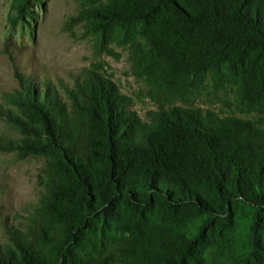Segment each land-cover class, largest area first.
Here are the masks:
<instances>
[{
  "label": "trees",
  "instance_id": "1",
  "mask_svg": "<svg viewBox=\"0 0 264 264\" xmlns=\"http://www.w3.org/2000/svg\"><path fill=\"white\" fill-rule=\"evenodd\" d=\"M76 1L97 51L128 46L160 101L232 87L259 118L173 106L144 124L96 79L71 110L25 102L46 194L0 264H264V0Z\"/></svg>",
  "mask_w": 264,
  "mask_h": 264
},
{
  "label": "rangeland",
  "instance_id": "2",
  "mask_svg": "<svg viewBox=\"0 0 264 264\" xmlns=\"http://www.w3.org/2000/svg\"><path fill=\"white\" fill-rule=\"evenodd\" d=\"M80 9L76 0H37L25 7L0 0V247L26 232L46 194L47 159L24 156L21 148L25 134L38 126L35 108L25 102L38 95L48 93L71 110L79 90L96 79L111 84L144 124L173 106L209 118H259L241 111L232 87L217 92L207 85L184 100L160 101L156 89L135 74L128 46L97 51L75 20Z\"/></svg>",
  "mask_w": 264,
  "mask_h": 264
}]
</instances>
